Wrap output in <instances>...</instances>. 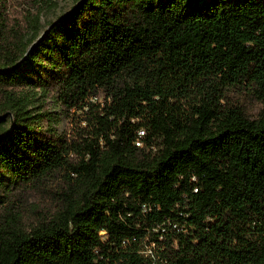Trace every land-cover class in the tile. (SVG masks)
<instances>
[{"label":"trees","instance_id":"16d2710c","mask_svg":"<svg viewBox=\"0 0 264 264\" xmlns=\"http://www.w3.org/2000/svg\"><path fill=\"white\" fill-rule=\"evenodd\" d=\"M39 17L0 0V264H264V0Z\"/></svg>","mask_w":264,"mask_h":264},{"label":"rangeland","instance_id":"374dc122","mask_svg":"<svg viewBox=\"0 0 264 264\" xmlns=\"http://www.w3.org/2000/svg\"><path fill=\"white\" fill-rule=\"evenodd\" d=\"M15 13L19 17L26 18L28 12L40 11V29L38 34L47 30L49 23L64 12L69 10L76 0H12ZM34 98L33 110L40 111L41 104L44 102V108L48 109L52 115V125L62 134H70L74 126L85 115L81 111L71 110L69 113L64 111L60 106L56 105L51 99H44L40 89H29L28 91ZM104 95L101 94L99 101L103 100ZM82 124H85L84 122Z\"/></svg>","mask_w":264,"mask_h":264}]
</instances>
